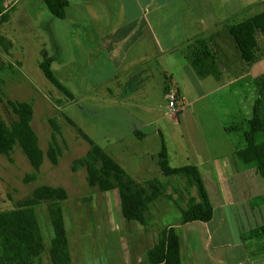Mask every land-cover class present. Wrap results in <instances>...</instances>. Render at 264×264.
<instances>
[{"label": "rangeland", "instance_id": "374dc122", "mask_svg": "<svg viewBox=\"0 0 264 264\" xmlns=\"http://www.w3.org/2000/svg\"><path fill=\"white\" fill-rule=\"evenodd\" d=\"M196 6L195 13L207 12V22L222 21L219 29L224 30L227 24L263 11L264 0H198ZM2 12H7V17L0 19V34L11 45L5 49L0 44V119L9 123L15 118L10 100L28 102L32 106L30 124L44 155L35 179L27 182V174L34 170L19 145L15 144L9 155L0 154V212L18 208L40 185L62 187L68 196L62 202L66 230L71 234L79 229L88 230L91 227L89 196L99 190L88 186L85 167L73 171L71 166L93 144L97 145L135 182L153 179L163 186L162 193L145 212L144 224L121 219L126 264H147V250L157 241L161 230L182 224V211L191 199H197L195 186L189 185L186 177L161 173L158 153L162 144L170 166L188 163L186 133L193 145H205L212 156H229L244 145L240 129L246 127L257 98L264 124V33L254 32L257 48L254 60L249 63L241 60L227 33V45L231 46L229 58L234 65L229 78H237L228 87H222L220 80L209 75L202 89H192L187 73L180 66L183 59H177L174 65L178 67L172 70V79L169 72L157 67L148 73V81L124 84L113 97L102 86L98 91L100 97L95 98L91 87L100 77L92 74L90 63L97 53L84 24L78 26L69 12L65 18L55 17L42 0H0ZM206 46L212 53L210 44ZM42 56L53 58L50 68L71 97L44 76L39 68ZM221 57L217 65L222 78H228L230 73L221 66V61L227 66V59L225 54ZM175 86L188 100L194 99L185 104L181 113H175L177 123L174 111L182 102L177 99L173 109L166 95L176 93ZM50 120L58 131H54ZM138 131L143 135L136 134ZM53 136L59 148L55 164L46 155ZM256 139L264 141V129L256 134ZM32 209L43 243L34 264H52L48 253L53 232L48 205L41 202ZM177 229L183 233V228ZM82 264H107V258L98 249L95 256L85 258Z\"/></svg>", "mask_w": 264, "mask_h": 264}, {"label": "crops", "instance_id": "0c3cea01", "mask_svg": "<svg viewBox=\"0 0 264 264\" xmlns=\"http://www.w3.org/2000/svg\"><path fill=\"white\" fill-rule=\"evenodd\" d=\"M197 1L68 0L65 17L69 12L73 22L78 26V23L84 24L90 35L89 42L95 45L97 54L90 63L91 72L100 78L91 87L94 97H100L98 91L102 86L113 97L124 84L148 81V73L157 67L169 72L172 79V70L178 67L174 65L177 59H183L180 66L187 73L192 89L199 91L209 76L200 77L191 63L201 43L213 48L216 64L225 54L227 66L224 61L221 66L230 73L229 78L234 65L229 58L231 46L227 45V25L220 30L222 21L208 23L207 12L205 15L195 13ZM126 75L128 78L123 79ZM222 77L219 70L215 78L220 80L222 87L237 80ZM175 91L182 102L174 111L177 123L175 113H181L185 104L194 99L188 100L176 86ZM136 134L143 135L141 131ZM185 135L189 139L187 164L196 166L200 172L212 205V218L174 226L179 238L180 263L264 264V238L246 234L264 223V175L253 168H242L236 157L237 149L229 156L214 157L205 145H193L189 134ZM89 206L91 227L79 229L75 234L66 230L63 210L70 264H82L85 258L95 256L98 249L107 258V264H126L122 244L123 217L116 190L93 193L89 196ZM177 227L183 228V233H179Z\"/></svg>", "mask_w": 264, "mask_h": 264}, {"label": "trees", "instance_id": "16d2710c", "mask_svg": "<svg viewBox=\"0 0 264 264\" xmlns=\"http://www.w3.org/2000/svg\"><path fill=\"white\" fill-rule=\"evenodd\" d=\"M42 1L52 15L65 18L68 0ZM0 17V19L7 17V12L0 13ZM227 30L239 51L241 60L246 63L253 61L254 51L257 48L254 32L257 30L264 33V10L241 21L227 24ZM0 44L7 49L11 42L0 34ZM42 52L45 54L43 50ZM52 60L51 57L42 56L39 68L54 86L71 97L51 70ZM191 63L200 77L207 75L217 77L219 74L215 56L205 43L199 44V50L193 53ZM177 95L176 92V98ZM9 105L15 118L9 123L0 119V154L9 155L13 146L19 145L34 170L25 178V181L29 182L35 179L44 155L30 124L32 106L26 101L17 100H10ZM260 107V99L257 98L254 100L251 116L246 120V127L240 129L244 145L237 149L236 157L242 168H253L260 175H264V141L258 142L256 139V134L264 129ZM50 124L54 131H58L57 125L52 120ZM81 135L91 142L82 132ZM55 142L56 139L53 136L52 144L46 152L52 164L56 163L59 154V148ZM158 165L164 176H183L187 178L189 185L195 186L197 199H191L186 209L182 211L181 223L209 221L212 218V205L198 168L191 164L170 166L163 144L158 153ZM80 167H85L89 187H97L99 191L116 190L121 215L127 221L133 220L144 224L145 212L163 190L158 180L135 182L108 154L94 144L82 158L73 161L71 169L75 171ZM66 198L67 193L64 188L40 185L32 191L30 196L23 199L18 208L0 212V264H34V259L40 255L43 243L32 208L41 202H46L48 205L53 231L48 247L51 262L52 264H70L61 206V202ZM246 234L264 238V223ZM147 264H181L179 238L172 225L162 229L157 241L147 250Z\"/></svg>", "mask_w": 264, "mask_h": 264}, {"label": "built area", "instance_id": "2783aa9c", "mask_svg": "<svg viewBox=\"0 0 264 264\" xmlns=\"http://www.w3.org/2000/svg\"><path fill=\"white\" fill-rule=\"evenodd\" d=\"M168 97V105L174 109L175 103H176V93L174 92H168L167 94Z\"/></svg>", "mask_w": 264, "mask_h": 264}]
</instances>
